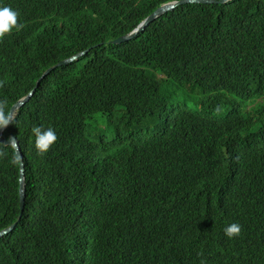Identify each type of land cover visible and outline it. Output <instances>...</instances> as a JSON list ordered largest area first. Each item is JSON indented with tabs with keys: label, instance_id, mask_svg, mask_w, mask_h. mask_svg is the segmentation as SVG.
Returning <instances> with one entry per match:
<instances>
[{
	"label": "trees",
	"instance_id": "trees-1",
	"mask_svg": "<svg viewBox=\"0 0 264 264\" xmlns=\"http://www.w3.org/2000/svg\"><path fill=\"white\" fill-rule=\"evenodd\" d=\"M3 1L25 22L0 43L9 109L94 48L4 132L24 155L26 199L22 211L5 149L0 231L18 223L0 264H264V0L182 5L118 46L173 0ZM34 126L58 135L44 156Z\"/></svg>",
	"mask_w": 264,
	"mask_h": 264
},
{
	"label": "clouds",
	"instance_id": "clouds-1",
	"mask_svg": "<svg viewBox=\"0 0 264 264\" xmlns=\"http://www.w3.org/2000/svg\"><path fill=\"white\" fill-rule=\"evenodd\" d=\"M179 1H183V0H173V1H170V2H167V3L179 2ZM233 2H234V0H208V2H186V3L179 4L174 10H176L180 6L186 5V4H210V5H214V6L227 7ZM167 3H163L162 5L167 4ZM162 5H160V6H162ZM174 10H172V11H174ZM168 12H170V11H168ZM147 18H148V16L134 30H136ZM224 19L227 22H229L231 20V18H229V17H225ZM24 25H25V22H24V19H23V11H22V9L19 6H17L16 4L12 3V2L0 0V43L2 41H4L7 36L15 35L17 32H19L24 27ZM59 25H61V24H59ZM133 31H131L130 33H132ZM125 35H127V34H125ZM125 35H123V36H125ZM120 37H122V36H119V37H117L115 39L110 40L109 43L112 44V45H115V46L121 45L122 43H114V41H116ZM126 42H123V43H126ZM101 44H103V43H101ZM98 45L99 44H96L95 47H98ZM93 48L94 47H89V48H87V49H85V50H83V51H81L79 53L85 52L83 54V55H85ZM79 53H77V54H79ZM83 55H81L80 57H82ZM71 57H69V58H71ZM69 58H66V59H69ZM66 59H63V60H66ZM78 59H76V60H78ZM76 60H74V61H76ZM70 63H72V62H70ZM70 63H68V64H70ZM59 67H61V66H59ZM51 68H53V69L50 72L46 73ZM56 68H58V67H56V65L51 66L48 69H46L43 73H41L39 76H37L34 79V81L32 83V86L26 92V95H24L23 97L18 99L16 102L22 103L21 99L26 98L33 91L32 95L30 96V98L28 100V102H29L33 98V96L38 92V89L40 88L43 80L45 78H47ZM4 85H5V82L4 81H0V88L4 87ZM19 100H21V101H19ZM16 112L17 111H15V110H13L11 108L9 109L8 102H7L6 99L0 100V130L5 129V128L7 129L11 124H14V122L16 120ZM31 131H32V133H33V135L35 137V149H36V152L40 156L46 155L51 150V148L55 145V143L58 141V135H57L56 131L52 127H48V128L45 129L43 127L34 126V127H32ZM3 136H4V133H3ZM12 136L13 135H11L8 138H6V139H9V141L6 144L5 143H0V158H6L8 156V152L5 149H11L15 153V155H13V157L11 158V160L9 162L12 165H17V164L21 163V158L18 155V145H17L16 139L14 138L15 136H13V137ZM19 145H20V143H19ZM23 159H24V157H23ZM241 231H242V226L239 223H231L230 225H228L227 227L224 228V233L229 239H233L235 237L240 236ZM200 264H206V261L205 260H201Z\"/></svg>",
	"mask_w": 264,
	"mask_h": 264
},
{
	"label": "water",
	"instance_id": "water-1",
	"mask_svg": "<svg viewBox=\"0 0 264 264\" xmlns=\"http://www.w3.org/2000/svg\"><path fill=\"white\" fill-rule=\"evenodd\" d=\"M186 2H208V0H183V1H179V2H171V3L164 4V5L160 6L153 14L148 16V18L136 30H134L132 33H129L125 36L118 38L116 41H114V43H123V42L129 41V40L135 38L140 32H142L155 19H157L158 17H160L161 15L165 14L168 11L174 10L179 4L186 3ZM84 53L85 52L79 53V54L72 56L69 59L62 60L61 62L58 63V65L56 67L63 66V65H66L70 62H73L74 60L78 59ZM52 69L53 68L49 69L46 73L50 72ZM32 93H33V91L29 94V96L21 99L22 103L16 102L11 107V109L17 111L19 108H21L23 105H25L28 102ZM21 100H19V101H21ZM5 130H6V128L0 130V142L6 144L9 141V139L4 138V136H3V133ZM14 138L16 139L17 145H18V155L21 158V163H20V199H21V208L23 211L24 207H25V199H26L25 163H24V159H23L24 156H23L22 150H21L20 145H19V141L16 137H14ZM16 225H17V223H15L14 225L0 231V238L4 237L5 235L12 232L13 229L16 227Z\"/></svg>",
	"mask_w": 264,
	"mask_h": 264
},
{
	"label": "rangeland",
	"instance_id": "rangeland-1",
	"mask_svg": "<svg viewBox=\"0 0 264 264\" xmlns=\"http://www.w3.org/2000/svg\"><path fill=\"white\" fill-rule=\"evenodd\" d=\"M144 128L147 130L149 128V124L144 125Z\"/></svg>",
	"mask_w": 264,
	"mask_h": 264
},
{
	"label": "bare ground",
	"instance_id": "bare-ground-1",
	"mask_svg": "<svg viewBox=\"0 0 264 264\" xmlns=\"http://www.w3.org/2000/svg\"><path fill=\"white\" fill-rule=\"evenodd\" d=\"M61 62V61H60ZM59 62H57L55 65L57 66Z\"/></svg>",
	"mask_w": 264,
	"mask_h": 264
}]
</instances>
